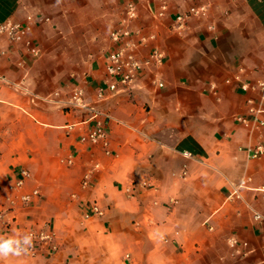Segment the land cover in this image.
Instances as JSON below:
<instances>
[{
  "label": "crops",
  "instance_id": "0c3cea01",
  "mask_svg": "<svg viewBox=\"0 0 264 264\" xmlns=\"http://www.w3.org/2000/svg\"><path fill=\"white\" fill-rule=\"evenodd\" d=\"M27 17L38 55L0 34V237L51 239L3 264H264V155L248 152L264 125L241 88L264 62V0H0V22ZM118 29L163 59L96 103ZM75 89L112 117L109 154L68 107Z\"/></svg>",
  "mask_w": 264,
  "mask_h": 264
},
{
  "label": "built area",
  "instance_id": "2783aa9c",
  "mask_svg": "<svg viewBox=\"0 0 264 264\" xmlns=\"http://www.w3.org/2000/svg\"><path fill=\"white\" fill-rule=\"evenodd\" d=\"M203 9H191L190 14H200ZM127 16L128 18H133L135 16V11L133 5L127 6ZM32 23V18L27 17L24 23H14L9 20L0 22V34H5L12 42H24L27 46L29 52L36 56L39 50L31 45L30 40L27 39V34L30 30V24ZM112 41L118 46L108 53L106 58V74L108 76V81L105 85H99L95 91V102H101L105 100L108 96L113 95L119 90L128 88L140 74L144 66L146 65H158L161 64L163 55L158 51H152L148 58L144 61H140L135 55V44L132 41L131 33L126 29H118L111 33L110 35ZM162 86V83H159ZM243 91H255L258 97V106H254V101L248 99L247 103L249 105L248 111L253 115V121L256 122L258 126L264 125V120L259 119V115H264V62H262L260 76L255 80L252 85L243 84ZM68 107L70 109H81L85 110L89 114V120L93 123V128L89 130L86 135V140L90 143H101L105 149V153L109 154L108 140H107V126L111 123L112 117L105 111L98 109L92 105L85 103L83 99L82 89H75L68 101ZM237 121L241 123H246V119L237 117ZM248 152L252 158H258L264 155V145H258L253 148H249ZM187 154V153H185ZM22 176H28V171L23 169L21 171ZM21 182L19 181V184ZM251 178L248 176H243L239 179L237 185L235 186L233 198L239 199L241 197V191L250 188ZM87 178L84 180L83 185L87 186ZM256 191L260 193L262 199H264V186L257 187ZM33 194H36L34 192ZM30 196H25L24 200H29ZM5 211L0 209V227L5 229L8 227L6 220ZM253 218L257 222L264 223V215L258 212L253 214ZM34 243L46 244L50 241L51 235L40 232L34 233ZM231 246L237 245L238 241L236 239H229ZM240 246L246 247V243H240ZM31 254L35 253V249L31 247L28 251ZM245 264H262L247 262Z\"/></svg>",
  "mask_w": 264,
  "mask_h": 264
},
{
  "label": "clouds",
  "instance_id": "9594fccd",
  "mask_svg": "<svg viewBox=\"0 0 264 264\" xmlns=\"http://www.w3.org/2000/svg\"><path fill=\"white\" fill-rule=\"evenodd\" d=\"M34 235L31 233L15 234L7 238L0 237V264L9 257H19L28 253L33 244Z\"/></svg>",
  "mask_w": 264,
  "mask_h": 264
}]
</instances>
